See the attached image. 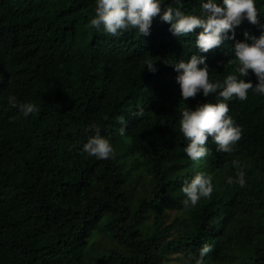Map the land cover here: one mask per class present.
<instances>
[{
    "label": "trees",
    "instance_id": "16d2710c",
    "mask_svg": "<svg viewBox=\"0 0 264 264\" xmlns=\"http://www.w3.org/2000/svg\"><path fill=\"white\" fill-rule=\"evenodd\" d=\"M163 3L201 14L200 0ZM255 3L256 25L244 19L203 53L201 29L177 37L159 16L147 36L114 37L90 27L96 0H0V264H195L205 244L204 264H264V95L227 101L242 128L233 153L209 137L208 155L192 161L182 109L216 98L183 100L174 70L197 55L213 82L236 74L235 43L264 33V0ZM244 79L257 82L251 71ZM9 95L39 111L24 117ZM91 124L114 158L82 152ZM233 159L243 188L227 183ZM198 172L214 192L186 207L182 186Z\"/></svg>",
    "mask_w": 264,
    "mask_h": 264
},
{
    "label": "clouds",
    "instance_id": "9594fccd",
    "mask_svg": "<svg viewBox=\"0 0 264 264\" xmlns=\"http://www.w3.org/2000/svg\"><path fill=\"white\" fill-rule=\"evenodd\" d=\"M176 2L179 3L180 0ZM200 4L201 14L196 15L185 13L179 7H162L163 0H96L95 15L90 20V27L97 30L102 28L114 37L122 36L133 29L147 36L150 34L153 19L159 16L163 22L170 24V31L177 37H186L196 29H201L195 44L201 52L207 53L220 47L225 39H234V30L244 19L253 25L259 22L255 0H222V4L217 3V0H200ZM229 32H232V37L228 36ZM244 35L246 41L235 43L234 59L228 61L236 65V74H228L222 81L213 82L210 79L209 66L204 56L193 55L187 62L181 60L174 63V70L179 73L176 80L183 100L195 98L201 92L204 97L214 94L216 98L214 103L205 102L198 104L194 109L188 106L182 109L180 132L188 141L184 151L192 161L208 155L209 137L216 145V151L233 153L235 146L242 139V128L229 115L227 101L233 98L246 101L249 91L264 95V33L258 37L250 36L248 32ZM145 65L148 71H157L155 63L151 60H145ZM250 71L255 74L256 83L244 79L249 76ZM8 103L11 107L18 108L24 117L39 111L34 103H18L13 95H9ZM134 115L141 117L143 109ZM120 123L123 126L119 134L124 136L127 122L121 118ZM85 131L93 134L83 145V153L102 160L114 158V148L109 139L101 135L99 126L91 124ZM231 165L237 172L235 177H228L227 183L245 187L246 173L240 162L233 159ZM181 191L186 197L183 204L186 207L189 204L196 206L201 198H211L214 192L212 177L198 172L190 181L184 182ZM211 251V245H203L195 264H204L205 255Z\"/></svg>",
    "mask_w": 264,
    "mask_h": 264
}]
</instances>
